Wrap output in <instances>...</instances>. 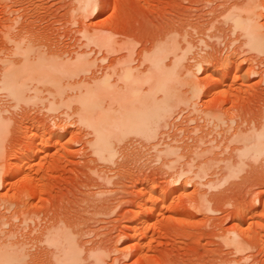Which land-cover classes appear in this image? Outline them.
Listing matches in <instances>:
<instances>
[{"label": "rangeland", "instance_id": "374dc122", "mask_svg": "<svg viewBox=\"0 0 264 264\" xmlns=\"http://www.w3.org/2000/svg\"><path fill=\"white\" fill-rule=\"evenodd\" d=\"M108 1L105 12H94L79 0H0V68L4 60L19 59L15 47L23 43L37 54L66 59L90 53L97 60L94 72L72 82L92 81L113 74L124 59L132 58L133 67L145 71L143 59L157 47L177 46L182 56L191 42L193 52L179 66L184 72L192 68L204 94L192 99L191 107H180L156 140H115L116 158L107 161L92 155L90 130L67 115L73 109L61 106L51 112L49 102L40 100L16 107L1 92L0 111L5 110L9 129L0 170L10 174L0 175L5 182L0 187V236L13 232L12 241L28 242L29 264H56L55 248L45 241L47 228L54 227L75 234L85 259L101 249L103 264H264V157L240 158L242 144L230 141L264 122V51L252 52L225 19L233 7L254 1L264 29V0ZM86 29L108 41L90 44L82 34ZM170 58L167 64L174 62ZM225 65L233 73L221 98L215 94L221 82L215 84L213 77L225 74ZM111 101L106 99V108ZM206 113L223 120L219 128ZM167 144L179 153L160 159L158 150ZM33 145L39 146L36 152L29 151ZM26 154H33L28 163L37 181L29 190L24 176L11 178ZM231 164L237 169L229 170ZM201 166L206 171L197 176ZM234 235L241 239L238 247L228 244Z\"/></svg>", "mask_w": 264, "mask_h": 264}, {"label": "bare ground", "instance_id": "6f19581e", "mask_svg": "<svg viewBox=\"0 0 264 264\" xmlns=\"http://www.w3.org/2000/svg\"><path fill=\"white\" fill-rule=\"evenodd\" d=\"M108 2V0H79L80 5L90 7L91 9L93 8L92 10L94 12H99V9H101L102 12H105L108 8ZM250 2L251 0L249 3ZM253 2L250 5L247 3V6L233 7L232 10H234V12L229 11L230 13L225 19L227 22H232L234 34L241 32V36L246 39L245 46L250 48L252 52L258 51L262 53L264 51V29L259 20L260 14L257 13L260 5H256V3ZM82 34L85 39L90 41V44H98L99 41H105L107 37L103 36V34L102 36L105 38H102L105 40H99L101 33L93 32V34L90 35L91 33L87 31V29L86 32H82ZM109 37H111V35H109ZM111 40L112 39L109 41L111 42ZM17 44L18 42L16 45ZM192 44L189 42V46L182 52V56L179 55L180 48L177 46L168 47L165 45L159 49L157 47L152 54H150V52V55L144 57L143 63H147L148 65L145 71H141L139 68L133 67L132 58L131 61L124 59L118 62V66H116V69L114 68L113 74H106L100 79H93L91 77L92 81L84 79L74 83L76 80L75 78H79L82 74L86 76L87 74L91 75L92 71L97 66V60L91 58L90 53H77V56L72 57L71 59H66L62 55L60 56L58 54L49 53V55L43 52L41 54L38 52L39 54H37L34 47H26L23 43H19L17 47H15V56H20L19 59L4 60L3 67L1 66L0 68V93H6L7 97L11 98L15 102L16 107L21 106L22 104H31L40 100L45 104L49 102L47 109L51 112H56L61 106L73 109L74 114L67 115L69 118L75 116L79 120L76 124L82 126L84 125L88 128V130H90V134L88 135L93 137V139L90 140L88 144L89 148L93 152L92 155L94 154L102 160H112L116 156V150L114 151V149H116L114 148L115 140L122 142L131 136L140 137L142 138H139L140 140H144L146 142L156 140L162 129L166 128L167 125H170V119L176 112H178L177 110L180 107H191L189 104H192V99L198 100L201 95L204 94V88L196 81L192 68H190V70L187 66V69L184 72V69L179 66L186 61L185 59H187V55L193 52L192 49L194 48ZM107 46H109L111 50H117L116 45L107 44ZM170 57L174 58V62L172 60V64L171 62L170 64H167L166 61ZM105 60L106 58L103 59V61ZM181 60H183V62ZM180 61L182 63H180ZM197 66L198 69H201L200 65ZM225 66V74L221 76L219 75L218 78L213 77L215 84L219 83V80L221 82L219 83L220 86L217 85L219 87L215 89V94L220 95L219 97L221 98L222 95L225 94L226 88L228 89L227 86L229 85L227 82L233 73V71H231L233 68L229 69V66ZM235 71H238V68L235 69ZM114 76L118 77V81L117 79L116 82L112 81ZM72 79L74 82H72ZM213 81L212 83H214ZM185 88L189 90L185 91ZM44 92H48L49 95L42 98L41 95ZM70 92H74V94L72 95ZM188 92L191 96H188ZM207 93L209 92L207 91ZM210 95L211 94H209V96ZM108 98L112 101L110 103L111 105L109 104V108H106L105 101ZM195 110L197 109L195 108ZM4 112L5 110L0 111V157L3 150V143H6L3 141V138L5 137L4 132L7 134L8 132L6 131L9 129H6L9 122L8 119L4 117ZM206 114L208 117L213 116L210 115L211 113ZM213 117L214 122L218 123L215 125L217 129L220 127V123H223V120L218 118L217 115ZM57 136V139L60 140L62 135L57 134L56 137ZM233 136L230 140L231 142L235 141L242 144V148L238 150L240 158L251 156L255 160H258L264 157V122L259 124V126L252 127L249 131H240ZM201 141L200 143H203ZM161 145L162 144L159 142L158 145H155V148H158ZM36 146L37 145H33L29 151H35L36 148L39 147ZM178 151L179 148H175L172 147V145L167 144L164 146V149L162 148V150H158V156L160 159L163 158V156H175L179 153ZM26 152L28 153V151ZM30 152L29 155L31 154ZM26 155L27 156L19 160L18 164L16 163L17 166H15L17 169L16 172L14 170L15 174L13 173V177L11 178L13 180L18 176H24V185L29 190V188H36L37 185L35 183L37 181L36 177L34 178L31 174L30 167L33 166V163H31L32 166L28 163L30 159L29 157L33 154L31 156H28V154ZM230 161L227 162V164L230 165L232 162ZM231 165L232 166L226 165L229 170L237 169V166H233V164ZM6 166L7 165H5V167ZM229 167L236 168L230 169ZM203 168L204 167L201 166L198 173L195 172L197 173V176H203L202 173L206 171L205 168ZM1 171L2 170H0V175L5 173L10 174L8 170L6 171L9 173H3V171L1 173ZM28 171H30V173H28ZM2 181L3 179L0 177V187L2 186ZM200 203L202 205H206L207 201L202 198ZM3 223L1 225H3ZM47 229L49 230V228ZM48 230L47 232L44 230L47 233V236L45 235V241L49 246L55 248L52 258H54L56 264H84L83 262H85L88 258L94 260V264L104 263L103 260L105 258V253L101 249L91 250L88 253V258L85 259L83 257L85 252L76 242L74 238L75 234L73 237L70 232L69 234L64 231V228L62 227H54L49 231ZM0 231L2 232V230ZM13 235L15 236L12 232V234H8V237H6V235L5 239H3V235L0 236V264H29L30 253L27 250L28 242L22 240L14 241L15 239L12 241V238H15ZM45 236L43 237L45 238ZM235 236L236 235L232 236V239L230 238L231 240L228 244L238 247L242 242L240 238H235Z\"/></svg>", "mask_w": 264, "mask_h": 264}]
</instances>
